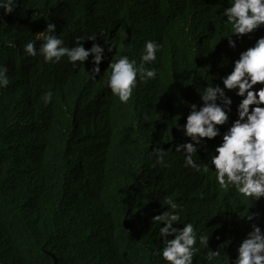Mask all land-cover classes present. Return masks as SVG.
<instances>
[{"label":"trees","instance_id":"obj_1","mask_svg":"<svg viewBox=\"0 0 264 264\" xmlns=\"http://www.w3.org/2000/svg\"><path fill=\"white\" fill-rule=\"evenodd\" d=\"M227 6L230 0H18L12 14L0 9V66L10 78L0 88V264H54L53 255L58 264H164L152 217L167 210L166 196L181 203L182 223L211 237L212 249L225 243L220 264L237 256L250 210L264 229V198L256 204L219 188L214 169L186 168L175 151L188 142L175 126L186 122L191 103H202L197 90L222 85L239 53L264 36L262 26L230 48ZM49 22L69 47L97 34L83 41L86 49L105 47L96 79L91 56L79 69L66 58L46 64L25 56L23 45ZM105 40L123 48L108 52ZM147 40L162 45L149 65L157 78L121 104L106 84L111 59L127 54L139 62ZM49 90L53 101L45 104ZM229 95L235 119L240 98ZM219 139L194 159L208 162ZM153 148L167 151L170 167H153ZM205 251L193 264H207Z\"/></svg>","mask_w":264,"mask_h":264},{"label":"clouds","instance_id":"obj_2","mask_svg":"<svg viewBox=\"0 0 264 264\" xmlns=\"http://www.w3.org/2000/svg\"><path fill=\"white\" fill-rule=\"evenodd\" d=\"M17 5L18 0H0V9L5 14H12ZM222 15L227 18L224 24L231 26L232 34L225 37L228 46L236 49L237 40H243L245 36L251 38V34L264 26V0H230V6L223 9ZM96 39L97 34H89L78 37L75 46H66L64 39L57 35L56 24L49 22L35 39L23 45V52L26 57H43L46 64H59L66 58L74 69H79L91 56L93 67L89 72L96 79L105 60V47L93 43L91 48L86 49L83 43ZM105 44L108 52L123 48V44L115 40L111 43L105 40ZM161 49L162 45L158 42L147 40L139 62L127 54L118 55L115 59L112 57L106 84L121 104L128 103L138 84L157 78V68L149 65L157 61V53ZM7 73V67L0 66V88H6L10 83ZM219 79L222 85L212 82L197 90L202 103H191L186 122L182 126L176 124L175 127L183 132L188 142L177 144L175 151L183 154L186 168L202 175H207L210 168L214 169L219 188H233L241 197L257 204L264 198V36L241 51L232 64V70ZM229 92L240 98L235 106V119H231L234 100ZM53 95L49 90L41 99L49 104ZM149 119L145 116V120ZM218 137L220 139L213 145L214 151L208 162L198 163L194 157L199 150L207 152V142ZM151 155L155 157L153 167L171 166L166 163L168 153L163 148H153ZM161 205H166L167 210L153 216L152 224L159 226L158 238L162 239L163 246L156 255L162 258L164 264H193L194 257L202 250H206L204 258L207 264H220V249L225 243L214 250L209 246V235L201 233L193 222L182 223V205L172 197L166 196ZM259 218L260 214L251 210L242 218L249 222L250 230L240 241L232 264H264V229L253 222ZM178 224L183 227H174Z\"/></svg>","mask_w":264,"mask_h":264},{"label":"water","instance_id":"obj_3","mask_svg":"<svg viewBox=\"0 0 264 264\" xmlns=\"http://www.w3.org/2000/svg\"><path fill=\"white\" fill-rule=\"evenodd\" d=\"M54 259H55V262L54 264H58V260H57V257L55 255H53Z\"/></svg>","mask_w":264,"mask_h":264}]
</instances>
